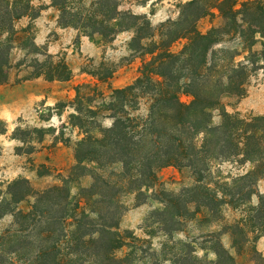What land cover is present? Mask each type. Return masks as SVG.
I'll return each mask as SVG.
<instances>
[{
	"label": "trees",
	"instance_id": "16d2710c",
	"mask_svg": "<svg viewBox=\"0 0 264 264\" xmlns=\"http://www.w3.org/2000/svg\"><path fill=\"white\" fill-rule=\"evenodd\" d=\"M51 1L60 11L59 23L63 26L71 25L109 39L121 30L133 29L131 49L151 58L142 64L140 75L131 83L113 89L96 108H88L93 115L111 119L107 126L97 123L94 134L84 130L85 135L74 147L75 164L70 177L90 176V185L79 192L88 210H77L79 201H71L70 190L64 185L37 193L35 203L26 212L8 210L14 212V222L19 227L18 242L13 248L0 249V264H12L8 263L10 255L24 259L22 249L29 245L35 248L28 260L31 264H134L129 254H114L120 242L117 225L125 210L118 196L122 192L142 193L143 187L154 182L156 171L167 165L189 168L199 182L211 159L239 157L242 163L251 162L253 168L233 180L243 182L237 193L251 196L254 190L246 187H253L264 175V115L240 118L220 107L221 121L212 124L211 109L220 106L219 99L224 94L242 95L249 73L264 69V48H254L257 42L263 45L264 0H214L209 8L200 5L199 0H190L183 6L186 14L182 13L181 28L171 29L164 33L165 38L146 45L141 41L154 36L148 18L120 10L119 0H91L83 11L71 8V0ZM31 8L30 0H0V83L6 79L14 42L13 22ZM212 9L221 16V23L201 32L195 22L214 13ZM172 24L175 21L162 25ZM181 37L187 43L179 52H171V43ZM222 42L235 45L215 48ZM44 65L49 79H69L71 71L66 63L49 61ZM180 87L192 97L189 102L179 99ZM0 123L1 134L6 128ZM112 165H119L120 170L114 171ZM9 194L16 203L25 197ZM197 194L210 211L218 212L225 202L215 192ZM178 196L167 194L166 209L153 212L165 234L174 231L167 220L177 219L187 209V201L180 203ZM258 198L252 218L264 232V195L259 194ZM4 214L0 212V217ZM68 218L73 225L69 232ZM228 227L243 231L241 221ZM68 236L72 238L66 246L70 256H64L59 243ZM231 260L228 250L221 246L213 264ZM196 262V257L185 251L170 259V264ZM150 264L162 261L156 257Z\"/></svg>",
	"mask_w": 264,
	"mask_h": 264
},
{
	"label": "rangeland",
	"instance_id": "374dc122",
	"mask_svg": "<svg viewBox=\"0 0 264 264\" xmlns=\"http://www.w3.org/2000/svg\"><path fill=\"white\" fill-rule=\"evenodd\" d=\"M188 1L119 0V9L148 18L154 36L141 41L146 45L151 40L157 42L162 36L165 38L164 33L171 29L181 28L182 13L186 14L183 6ZM90 2L71 0L69 6L83 11ZM213 2L199 0L206 8ZM30 4L32 8L27 14L13 22L14 42L6 79L0 83V121L6 128L0 134V212H5L0 217V237L4 235L3 240L0 239L2 250L17 246L16 229L19 227L14 222V212L28 211L37 193L64 185L70 190L71 201H79L77 210H88L79 192L80 188L90 185V176L70 177L75 164L74 147L85 135L84 130L94 134L97 123L107 126L111 122L108 117L93 115L88 108H96L113 89L131 83L140 75L142 64L151 58L149 54L131 49L133 29L121 30L109 39L71 25H61L60 11L51 0H30ZM212 11L214 13L195 22L201 32L221 23L217 10ZM170 21L176 24L162 25ZM186 43V38H177L169 49L179 52ZM234 45V42H222L215 48ZM254 48H264V40L263 45L257 42ZM47 61L66 63L71 71L69 79H49L45 75ZM243 87L242 95L220 97V106L211 109L212 124L221 121L220 107L240 118L264 115V69L251 71ZM178 96L185 103L192 98L182 87L178 88ZM144 109L142 104L141 110ZM35 128L39 130L34 131ZM252 168L251 162L242 163L239 157L211 159L199 182L187 167L159 168L154 182L143 187L142 193L122 192L118 196L125 210L118 221L120 242L114 254L117 257L129 254L134 264H150L156 257L162 264H170L174 254L185 251L196 257V264H213L216 250L222 246L232 256V260L224 264H264V232L252 218L259 194L264 195V175L253 187H246V190H254L250 197L237 193L243 182L233 180ZM111 169L118 172L120 167L112 165ZM10 192L25 197L16 203L11 200ZM197 192H215L225 202L218 212L210 211L202 205L203 198ZM167 194L179 195L180 203L187 201V209L177 219L167 220L174 231L165 234L154 220L153 212L166 209ZM236 221L242 222V232L228 227ZM72 228V219L68 218L67 232ZM71 241L68 236L59 243L64 256H70L66 246ZM34 249L33 245L24 247L25 260L15 254L10 255L8 263L31 264L28 260Z\"/></svg>",
	"mask_w": 264,
	"mask_h": 264
}]
</instances>
